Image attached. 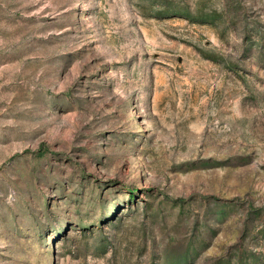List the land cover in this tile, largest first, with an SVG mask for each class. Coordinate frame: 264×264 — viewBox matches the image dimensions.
Masks as SVG:
<instances>
[{
	"label": "rangeland",
	"instance_id": "rangeland-1",
	"mask_svg": "<svg viewBox=\"0 0 264 264\" xmlns=\"http://www.w3.org/2000/svg\"><path fill=\"white\" fill-rule=\"evenodd\" d=\"M0 264H264V0H0Z\"/></svg>",
	"mask_w": 264,
	"mask_h": 264
}]
</instances>
